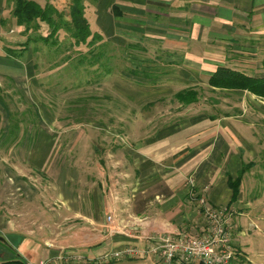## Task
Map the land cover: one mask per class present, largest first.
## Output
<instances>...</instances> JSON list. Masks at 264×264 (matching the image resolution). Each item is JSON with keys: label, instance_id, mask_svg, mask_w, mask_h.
<instances>
[{"label": "crops", "instance_id": "obj_1", "mask_svg": "<svg viewBox=\"0 0 264 264\" xmlns=\"http://www.w3.org/2000/svg\"><path fill=\"white\" fill-rule=\"evenodd\" d=\"M8 1L0 0V14ZM93 3L95 7L89 8L91 27L93 20L94 29L108 42L126 47L147 40L144 60L150 72L142 78L145 81L131 77L137 86H132L127 97L139 93L146 99H161L168 93L166 84L171 79L183 84L181 89L171 92L174 96L187 88L198 91L207 87L218 91L210 87L209 76L219 66L264 76V0H94ZM12 5L7 6L11 12ZM88 6L86 3V11ZM126 35L131 36L130 40L123 38ZM5 56L0 46V63L7 60ZM173 72L177 75L171 76ZM36 78L40 79L38 74ZM239 93L242 100L236 112L221 114L222 117L210 114L205 120L192 116L189 123L162 124L148 137L123 146L129 151L127 160L113 149L103 150L102 144L88 137L84 141L89 147L97 146L105 153L97 159L98 164H85L89 157L81 160L87 169L97 170V176L91 178L92 190L86 188L82 195L70 187L79 177L78 166L74 163L70 166L67 160L58 169L53 166L55 157L51 148L55 137L47 134L53 126L49 130L40 128L37 133L35 130L34 146L39 149L36 164L48 166L51 174L58 173L54 177L58 187L51 193L56 205L51 208L58 217L50 221L40 218L36 226L58 227L64 223L73 228L67 234L58 232V237L45 238V244L63 241L72 232L78 236L92 232L91 235L99 236L96 238L99 243L76 249L96 252L108 242L122 249L127 243L146 245L148 236L156 233L197 232L202 223L198 203L203 194L214 207L228 205L234 210L232 220L238 236L234 246L240 247L249 264H254L256 252L264 259V161L256 162L264 157V141L258 140L255 133L262 124L244 117L253 114L264 118V99L247 90ZM250 161L259 171L251 167L244 173L240 196L231 203L232 188L228 180L237 178L242 166ZM193 169L197 172L196 176L193 173L194 185L188 177ZM117 178L126 181L121 184L124 191L119 188ZM108 180L116 183L111 185L115 191L109 194ZM111 198L117 204L125 203V207L119 210ZM22 214L17 215L25 219ZM15 218L9 214L0 216V226H16ZM10 234L23 242L21 250L26 246L33 255L31 243L35 240L28 237L29 232ZM57 251L56 247L49 254L55 255Z\"/></svg>", "mask_w": 264, "mask_h": 264}, {"label": "rangeland", "instance_id": "obj_2", "mask_svg": "<svg viewBox=\"0 0 264 264\" xmlns=\"http://www.w3.org/2000/svg\"><path fill=\"white\" fill-rule=\"evenodd\" d=\"M35 1L44 5L48 0ZM50 2L57 5L65 15L68 14V3L71 0H50ZM93 2L94 0L89 2L86 0L85 3L89 4L86 16L91 15L89 8L95 7ZM12 3L13 0H9L5 4L6 9L0 14V46L2 52L5 51V59H7L4 63H0V216L4 214L16 216L14 221L17 224L12 227L0 226V239L7 241L16 251L23 252L22 256H25L30 264H40L41 261L47 262L46 264H161L153 254H148L146 257H109L114 249L119 248L117 245L112 247L110 242L105 248H98L96 252L76 249L79 246L87 247L99 243L96 241L99 236L91 235L92 232L87 233L86 236H78L77 232H72L70 233L72 235L62 239L63 241L48 240L49 242L45 244V238L58 237V232L67 234L73 228L66 227L64 223L58 227L36 226L40 218L50 221L58 217L51 208L56 206L55 203L53 204L51 193L54 194L55 191L52 189L56 190L58 187L57 178L54 180L58 173L53 171L51 174L48 166L41 167L36 164L35 156L39 154V151L37 153L39 149L38 146H34L37 141L35 130L37 133L40 128L49 130V127L53 126L52 130L47 132L48 136L55 137L51 148L55 157L53 166L56 165L55 169H58L66 160L69 161L70 166L76 164L79 177L69 186L82 195L86 188L92 190V179L97 176V170L87 169L85 164L88 165L90 162L98 164L97 159L105 153L100 152L97 146L89 147L84 141L88 137L102 144L103 150L113 149L117 155L125 159L129 156V151L127 147H123L124 145L129 146L132 140L148 137L162 124L183 123V121L189 123L192 116L196 117V120L199 116L205 120L210 114L222 117L221 114L236 112V109L240 108L237 106L242 100L241 94L236 91L232 93L212 91L210 88L202 87V89L198 88L200 98L194 103L185 105L175 98L174 93H171L181 89L183 84L173 82L171 79V82L166 84L169 91L161 99H146L139 93L137 95L132 93L131 98L127 97V94L130 95L132 92V86H137L133 78L137 76V78L141 77L139 80L145 81L142 78H146L150 72L144 60L147 57V53H144V47L148 45L146 38L140 40L137 45L132 43L133 46L128 48L111 43L115 46L116 53L114 52L113 58L109 56L112 52L105 54V64L102 65L105 72L101 75L98 63L91 64V55L98 49L97 39L90 37L88 41H91V44L87 41L73 47L74 39L64 29L59 30L58 39H53L55 43H51V39L49 42L41 39L47 34L44 26L39 29L31 26L32 30L23 34L24 28L18 26L7 7ZM91 21L93 23L91 29L96 31L94 29L96 22ZM130 37V35L123 36L126 41L130 40ZM35 46L39 47L38 51L34 50ZM68 56L71 59L55 67L57 61L61 62ZM34 62L38 63L35 68ZM106 66L110 68L107 70ZM107 71L110 72L106 74ZM37 74L40 79L36 78ZM118 74H122L121 77L117 76L122 78L121 81H115ZM176 75L177 73L174 72L171 74V76ZM37 80H40V83ZM245 115V118L248 117L253 122L262 124L261 127H256L255 133L258 140L264 141V118L253 114ZM11 129L15 130V134L10 139H5L3 133ZM15 135L17 138L14 142L12 139ZM85 158L87 162L84 164L81 160ZM262 160L264 161L263 156L256 162ZM127 163L130 164L128 161ZM253 169L259 171L258 166ZM193 173L194 169L187 176L191 179L194 177ZM117 180L119 188L124 191L121 184H125L126 181L123 182L120 178ZM255 180L260 182L258 179ZM113 184H116L113 180L108 182V194L111 190L115 191V187H111ZM262 184L264 186L263 182ZM20 192L22 194L24 192V197ZM39 193L42 195L36 196ZM112 200L114 205L116 201ZM115 205L120 210L126 204ZM19 212L23 213L25 219L18 217ZM19 222L21 225H18ZM23 231L29 232L28 237L38 242L31 243L33 255L26 246L21 250L20 246L23 242L21 243L17 236L10 234ZM233 238L235 241L238 238L235 230ZM125 246L144 248L145 244L127 243ZM56 247L58 250L56 254L50 255L49 253ZM106 255L107 259L103 258ZM6 257L10 255L4 250L0 255V264L1 258ZM253 261L254 264H264V259L260 258L257 252Z\"/></svg>", "mask_w": 264, "mask_h": 264}, {"label": "trees", "instance_id": "obj_3", "mask_svg": "<svg viewBox=\"0 0 264 264\" xmlns=\"http://www.w3.org/2000/svg\"><path fill=\"white\" fill-rule=\"evenodd\" d=\"M85 2L86 0H71V2L68 3L69 12L65 15V13H63L53 2H50V0H48L44 5H41L35 0H15L11 14L14 19H16L18 26H22L24 28L22 31L23 34L31 31L33 26L34 29H39L41 26L46 27L47 34L43 35L41 38L45 42H49L51 39V43H55V40L53 39L57 38L59 30L61 29L70 33L72 39H74L73 47L74 45L78 46L81 43L84 44L90 37H93L92 39H97L99 42L97 46L98 49L91 55V61L93 62H91V64L95 65L98 63L99 69L101 68V75H103L105 69L102 65L105 64V54L110 51L112 52V55L109 54V56L113 58V54L114 52L116 53V50L115 46H112L111 42H108L102 33L91 29L90 19L86 16ZM88 43L91 44V41H88ZM129 46H132V44H128L126 48ZM38 48L39 47L35 46L34 50L38 51ZM20 52H22V49ZM69 59H71V57L68 56L67 58L62 59L61 62L57 61L54 65L55 67H58L61 63H65ZM37 66L38 63L34 62V68ZM105 68L108 70L110 67L106 66ZM109 72L110 71H107L106 74ZM209 77V85L213 89H219L221 91L233 90L238 92L247 90L259 96V98L264 99V76L247 75L237 69L227 66H219ZM175 98L182 104L193 103L198 100V91H193L192 88L183 89L175 94ZM13 134H15V130L13 131L12 129L9 130V132L3 133L5 139H10ZM15 138H17V135L14 136L12 141L15 142ZM251 166H254V162L250 161L245 163L244 166H242V170L237 178H230L228 180L229 185L232 188L231 203L238 200L240 196L239 192H241L243 175L247 170H249V168H251ZM5 242L8 244L9 248L4 249L2 247V250H7L10 257H6L4 259L1 258V264H28V261L20 255V252L11 247L7 241ZM231 260V264H249L240 247H236L235 256Z\"/></svg>", "mask_w": 264, "mask_h": 264}, {"label": "built area", "instance_id": "obj_4", "mask_svg": "<svg viewBox=\"0 0 264 264\" xmlns=\"http://www.w3.org/2000/svg\"><path fill=\"white\" fill-rule=\"evenodd\" d=\"M189 182L194 185V177ZM198 211L202 216V223L197 232L152 234L148 236L144 248L124 246L122 249L113 250L108 256L146 257L153 254L161 264H231V259L236 253L233 238L235 226L232 220L234 210L228 205L214 207L207 197L201 194ZM108 256L103 258L107 259Z\"/></svg>", "mask_w": 264, "mask_h": 264}, {"label": "flooded vegetation", "instance_id": "obj_5", "mask_svg": "<svg viewBox=\"0 0 264 264\" xmlns=\"http://www.w3.org/2000/svg\"><path fill=\"white\" fill-rule=\"evenodd\" d=\"M2 247L4 249L9 248L8 244L6 242H4L3 240L0 239V255H1L2 251H4V250H2Z\"/></svg>", "mask_w": 264, "mask_h": 264}]
</instances>
